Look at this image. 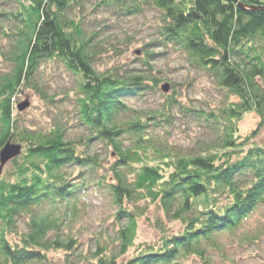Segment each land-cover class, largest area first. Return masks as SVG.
<instances>
[{
  "label": "trees",
  "instance_id": "16d2710c",
  "mask_svg": "<svg viewBox=\"0 0 264 264\" xmlns=\"http://www.w3.org/2000/svg\"><path fill=\"white\" fill-rule=\"evenodd\" d=\"M90 1L126 17L157 9L156 40L184 51L224 98L197 106L162 94L150 63L157 54L147 48L155 40L142 46L143 68L96 69L103 31L84 18L83 0H0V55L8 63L0 73V150L7 141L22 146L0 173V264H210L211 251L227 264L218 238L239 233L264 207V145L254 140L258 130L242 137L237 126L250 112L258 127L264 123V0ZM53 59L77 80L76 137L56 122L20 124L16 113L13 99L23 88L47 96L35 76ZM145 92L160 93L163 104L127 103ZM172 108L208 126L212 138L186 153L174 149L164 129ZM96 144L113 157L107 174L99 172ZM93 185L110 196L116 228L78 251L64 225ZM141 219L155 239L138 240ZM261 238L245 234L237 243L262 258Z\"/></svg>",
  "mask_w": 264,
  "mask_h": 264
},
{
  "label": "rangeland",
  "instance_id": "374dc122",
  "mask_svg": "<svg viewBox=\"0 0 264 264\" xmlns=\"http://www.w3.org/2000/svg\"><path fill=\"white\" fill-rule=\"evenodd\" d=\"M83 13L90 26L101 28L103 38L98 43L101 47L95 52V67L98 70L117 69L122 71L127 67L143 68L139 65L140 59L145 58L142 49L143 44L154 41L155 44L147 47L149 52L157 54L155 60H150L154 74L161 79L159 83L162 94H171L187 105L219 104L224 98V91L202 70L191 66L188 56L184 51L173 48H164L163 43L157 39V23L160 12L145 7L142 13L131 16H119L103 8L95 7L90 0H83ZM99 47V46H98ZM97 47V48H98ZM115 49V50H114ZM136 50L139 53H136ZM5 59L0 55V73L7 70ZM35 79L43 83L42 97L31 88H23L13 99L16 113H19V123L31 125L35 128H46L54 122L69 127L70 135H80V127L75 113L74 99L77 95V80L70 72L66 71L63 64L57 59L46 60L38 70ZM162 85H167L168 90L163 92ZM143 94V93H142ZM147 94V97H146ZM127 103L136 108H148L156 106L154 103L163 104L162 95L158 92H148L143 95L129 96ZM148 100L149 102L145 101ZM28 102V106L22 111L17 110V105ZM175 108H172L170 125L164 127L168 131L167 137L174 149H180L184 153L196 150L201 141H209L212 138L211 129L199 121L183 116ZM259 117L255 113H247L237 122L238 132L243 137L252 131H257L255 142L264 145V123L258 127ZM95 150L103 163L99 172L107 174L106 166L113 159L109 150L99 144L94 145ZM114 206L111 198L105 190L92 186L83 194L76 203V212L69 215L64 225L65 235L77 236L78 251H88L93 246L95 237L105 229L113 234L116 228L111 214ZM166 224L168 220L162 215ZM259 232L261 238L262 258H254L250 253L252 246L240 247L237 243L239 236ZM156 238L155 230L146 223L139 221L138 240H153ZM221 246H225L227 264H264V207H261L251 217L245 220L234 236L226 235L218 238ZM75 251L76 253H79ZM218 251L210 252V264H222ZM182 264H200L195 258H190Z\"/></svg>",
  "mask_w": 264,
  "mask_h": 264
},
{
  "label": "water",
  "instance_id": "95a60500",
  "mask_svg": "<svg viewBox=\"0 0 264 264\" xmlns=\"http://www.w3.org/2000/svg\"><path fill=\"white\" fill-rule=\"evenodd\" d=\"M138 53V52H137ZM163 92L168 90L167 85H162ZM28 106V102L24 101L17 105V110L22 111ZM22 146L20 144H15L11 141H7L0 150V173L3 167L13 158L17 157L21 153Z\"/></svg>",
  "mask_w": 264,
  "mask_h": 264
}]
</instances>
